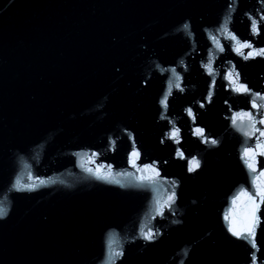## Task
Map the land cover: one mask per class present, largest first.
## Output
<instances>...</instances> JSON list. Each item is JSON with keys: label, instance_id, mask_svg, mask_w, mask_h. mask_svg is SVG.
Masks as SVG:
<instances>
[{"label": "water", "instance_id": "95a60500", "mask_svg": "<svg viewBox=\"0 0 264 264\" xmlns=\"http://www.w3.org/2000/svg\"><path fill=\"white\" fill-rule=\"evenodd\" d=\"M262 16L264 0H0V264H264V223L254 249L224 220L264 170V156L257 173L241 158L264 138L230 120L264 119V56L244 59L230 38L264 48Z\"/></svg>", "mask_w": 264, "mask_h": 264}, {"label": "snow or ice", "instance_id": "6c2138e0", "mask_svg": "<svg viewBox=\"0 0 264 264\" xmlns=\"http://www.w3.org/2000/svg\"><path fill=\"white\" fill-rule=\"evenodd\" d=\"M264 22V16L260 17V20L252 19L251 24V30L254 34H259V23ZM185 28L188 27V25L184 26ZM227 27L225 26L224 31H227ZM230 38L234 41H236V47L235 51L244 56V59H248L255 54L256 56H264V48L262 49H253L252 51H249L247 54H244L242 52L243 49H252V44L250 42H241L238 37H236L234 34H230ZM212 39L215 41L216 37H212ZM215 47L218 48L221 52L224 51L223 46L217 41L215 44ZM205 68L207 69L208 73L211 75L214 71L213 64L210 61L205 65ZM173 75L176 76L175 70L173 69ZM238 76V74H236ZM176 79L179 80V77L176 76ZM225 79H228L230 84H234L235 80L233 78V72H229ZM180 88L179 83H175L174 81H169L167 92L165 93L163 99L160 101L162 108L165 110L168 106V97L171 95L173 87ZM215 86V80L213 79L211 87L214 88ZM183 90L182 88L180 89ZM237 93L241 94H252L251 90L247 87V85L240 83L233 89ZM212 91L210 90L208 93V101H211L212 98ZM255 96H259V94H252ZM259 99L264 100V96H259ZM203 107V105H201ZM252 108L256 109L258 112L260 111L261 105H259L255 99L252 101ZM188 115L193 117V120H195V116L192 112V109L189 108ZM261 115H264V113H261ZM164 118L163 116L161 117ZM231 124L233 127H235L238 131H241L244 136L251 138L252 136L256 135L258 133L259 135L256 137L258 141H260V138H264V128H257L256 124L259 123L260 125H264V119L256 120L255 116L252 111H239L235 112L231 117ZM248 121V125L251 128V131L246 130L245 128V121ZM179 133L180 130L178 128H173L171 132L167 134L168 139H172L174 142L179 143ZM195 135L198 137L204 138V142H210L211 144H217L218 142L215 139H212L211 141H208L205 130L203 128L197 127L195 129ZM163 142V141H162ZM139 151L135 148L130 154V162L135 167L136 166V160L139 158ZM177 155L180 158H184V154L182 151L177 150ZM257 156H264V141L258 142L255 147H246L241 155L242 160L244 161L246 167L251 173H257V164L259 163L256 160ZM188 171L193 172L196 169L200 167V162L196 158H192L188 162ZM146 169H151L152 172L155 173V177L148 176L144 177L143 179L154 181L156 178L160 176V173L158 169L154 165H147L145 166ZM264 170H261L257 173V175L253 179V184L256 187V191L254 193H249L248 191L241 189V191L232 199V208L229 209L228 212L224 215V220L226 222L227 231L235 238L243 241H247L251 246L255 249L257 248V229L260 227L261 223H264V221L261 220V217L259 215V211L262 205H264ZM41 184L45 183L44 181H40ZM16 186L18 188L22 187L20 180L18 179L16 181ZM29 189L34 188L35 185H27ZM243 198V207L241 208V202ZM168 201V207L170 208L171 205L175 202V192L173 191L171 195L167 198ZM3 209H0V215H3ZM160 214H163L162 209L160 210ZM141 234L144 239L146 240H152L155 238V233L151 232L150 230L148 232H144L143 229H141ZM111 247V245H109ZM122 252H113L109 255L108 259L111 261L113 260V257L121 256ZM253 264H256V255L253 253Z\"/></svg>", "mask_w": 264, "mask_h": 264}]
</instances>
